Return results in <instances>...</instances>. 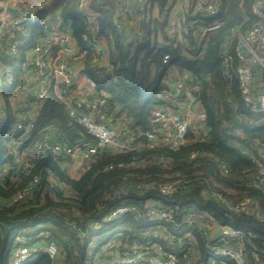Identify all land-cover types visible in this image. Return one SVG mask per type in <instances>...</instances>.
<instances>
[{"label":"trees","instance_id":"trees-1","mask_svg":"<svg viewBox=\"0 0 264 264\" xmlns=\"http://www.w3.org/2000/svg\"><path fill=\"white\" fill-rule=\"evenodd\" d=\"M256 1L222 0L211 18L195 17L190 9L180 13L187 33L177 46L168 32L178 0H153L157 16L132 24L127 0H89L82 9L80 0H55L56 7L39 14L30 34L0 39L1 49L8 42L27 41L11 58L0 52L1 68H13L15 74L11 86L0 81L7 115L0 128V264H14V252L21 247L37 250L24 264H149L118 261L134 250L155 249L174 255L179 264H211L214 259L222 264L229 259L214 251L232 246L234 237L216 238L220 227L242 235L245 264H264V185L255 186L258 163L264 167V113L244 99L238 79V44L258 22ZM51 13L59 14L72 33L71 51L56 46L53 57L65 58L74 68V82L66 86L52 80L30 139L11 144L7 130L14 107L29 99L23 90L33 85L35 74L27 52L46 36L55 16L43 20ZM215 23L220 27L198 37L203 26ZM133 36H138L136 44ZM166 53L170 61L163 64ZM256 70L255 82L264 80V70ZM179 82L184 92L172 93ZM102 96L104 118L119 144L86 159L82 153L97 139L70 117L68 103L85 98L93 105ZM191 99L205 117L195 122L199 132L189 130L173 149L163 141L165 126L151 122L153 110L175 115ZM148 132L156 135L154 141ZM51 136L73 154L47 147L38 155L33 144L47 143ZM16 148L30 163L28 172L23 161L14 163ZM167 184L178 186L170 196L161 191ZM27 188L29 195L18 198ZM222 199L228 204L248 199L252 209L234 212ZM120 206L136 211L108 221ZM151 208L171 212L173 220L148 218ZM192 216L203 222V229L187 223ZM50 244L58 251L54 259L44 250Z\"/></svg>","mask_w":264,"mask_h":264},{"label":"built area","instance_id":"built-area-1","mask_svg":"<svg viewBox=\"0 0 264 264\" xmlns=\"http://www.w3.org/2000/svg\"><path fill=\"white\" fill-rule=\"evenodd\" d=\"M55 0H2L0 5L2 9L0 11V39L5 35H14L20 32L23 35L30 34V26L33 25L38 18L39 14L53 10ZM89 0H80L79 8L82 9L87 5ZM128 8L126 14L129 17V21L132 23H138L141 21H150L151 18L157 16L153 0H127ZM222 0H178L177 6L174 8V15L172 23L169 27V37L174 46L179 45L184 40V34L187 33V28L184 25L185 17L183 14L187 10H191V13L195 17H215L219 13V8ZM253 13L257 17L258 22L254 25L245 35L240 38L238 44V57L240 65L238 68V79L240 89L245 100L254 105L264 113V90L262 95L255 97L252 90V85L255 80V68L261 67L264 70V0H257ZM54 15L51 13L43 21H47ZM52 30H48L46 36L41 39L39 43L32 46L27 54L28 61L32 62L34 66V77H32L33 85L25 90L24 93L39 86L36 97L32 99L22 98L18 100L17 105L14 107V118L8 126L7 136L11 139V144L16 142L21 144L30 139L32 132L36 125V120L40 115L43 103L47 95L50 83L52 80L60 79L66 86H70L74 82L75 70L69 65V63L63 57H59L57 60L53 57V48L56 46L68 48L71 51L73 46V36L70 30L66 29L64 23L63 28H59L63 23L59 14L54 15ZM132 19V20H131ZM92 23L93 19H89ZM116 26L118 29H122L123 24L116 20ZM220 27V23H215L210 26H203L197 35L202 38L207 32ZM93 31V30H92ZM138 36L143 39L142 33L137 32ZM133 36L134 43L136 44V38ZM139 38V39H140ZM151 41L154 40V34L150 36ZM132 39V38H131ZM138 39V40H139ZM169 43V42H168ZM164 43H161V46ZM26 40H17L14 42H8L6 49H1L0 52L5 51L11 55H17L21 47H26ZM100 46H97L99 52ZM170 61V54L166 53L163 56V64H167ZM1 70V66H0ZM2 81L7 86H11L15 82V74L13 68L5 71L1 75ZM184 82L176 84L173 90L176 93L181 94L184 92ZM193 90H198L194 87ZM84 97H89V93H84ZM15 99V97H13ZM5 103V102H4ZM0 108V128L4 127L5 119L7 118L5 111V104ZM106 98L100 97L98 102L91 105L89 101L82 98L75 103H68V113L70 117L84 127L92 136L97 139L95 145L88 147L86 151L82 153L83 157L90 159L97 154L98 151L107 148L109 146L118 145L115 129L110 127L104 118V105ZM187 103H193L191 99ZM205 114L200 113L198 119L204 118ZM99 118V119H98ZM151 122L155 124H163L164 129L167 131L164 134L163 141L171 148L176 149L180 147L185 141L186 135L189 130L199 132L200 128L187 116H177L165 111L164 109L157 108L153 110ZM170 125V126H169ZM155 134L153 132L146 133L151 141H154ZM52 137V136H51ZM57 137V136H56ZM132 139V138H131ZM133 140V139H132ZM50 146L47 143L37 142L33 144V149L39 155L45 148ZM55 153L64 152L66 154H73V149L67 145L59 142L52 147ZM19 158L14 163H23L24 171L30 170L29 161L23 160V156L16 148ZM260 171L256 177L255 186L261 187L264 185V167L260 164ZM38 181L34 179L33 184ZM178 189L177 184H167L161 187V191L165 195H172ZM30 188L18 194V198L29 195ZM222 202L226 203L228 208L234 212H250L251 200L239 201L235 204H228L225 199ZM136 209L131 206H120L111 211L107 216V220L111 221L119 216L125 215L129 212H135ZM146 216L151 219H167L173 220L171 212L164 209H148ZM187 223L189 225H197L203 229V222L194 216L188 217ZM217 233V232H216ZM231 237H234V244L232 246L218 247L214 251V255L229 259L222 264H245V254L243 252L242 235L239 232H235L230 228L222 227L220 239L227 241ZM45 252L52 259L56 258L58 251L55 245L50 244L45 249ZM37 251L29 247H21L14 252V264H24L25 261ZM142 260H148L149 264H179L176 257L172 254H167L161 250L155 249L150 252L134 250L132 255L122 258L118 263H137ZM115 264V263H114ZM211 264H217V260L214 259Z\"/></svg>","mask_w":264,"mask_h":264},{"label":"crops","instance_id":"crops-1","mask_svg":"<svg viewBox=\"0 0 264 264\" xmlns=\"http://www.w3.org/2000/svg\"><path fill=\"white\" fill-rule=\"evenodd\" d=\"M78 74V73H77ZM257 70H256V75H257ZM263 76V75H262ZM81 81H85V80H81ZM257 81V79L254 80V82ZM263 81V80H259ZM261 86V90H254L253 89V94L255 95V97H258L260 95V92L264 90V85H262L260 83ZM82 93H89V99H91V101L94 100L92 93L89 90H84ZM175 94V93H174ZM197 107V105L194 104V106L191 103H181L180 104V109L179 111H177V113L175 115L177 116H187L189 117V119L191 120V122L195 123L198 120V116L196 114V112L192 111L194 107ZM73 166V165H72ZM75 166V164H74ZM108 264H111L110 262Z\"/></svg>","mask_w":264,"mask_h":264},{"label":"water","instance_id":"water-1","mask_svg":"<svg viewBox=\"0 0 264 264\" xmlns=\"http://www.w3.org/2000/svg\"><path fill=\"white\" fill-rule=\"evenodd\" d=\"M64 27V23H61L59 28H63ZM1 55L4 56V57H8V58H11V54L5 52V51H2L1 52ZM39 90V86H35L34 88L30 89L28 92H27V96L31 99H34L36 97V94H37V91ZM172 93H176L175 90L172 91ZM59 142V138L56 137V136H52L48 139L47 141V144L50 146V147H54L57 143ZM9 157H11V155H9ZM221 232H222V228L220 227L216 233V238H219L220 235H221Z\"/></svg>","mask_w":264,"mask_h":264},{"label":"rangeland","instance_id":"rangeland-1","mask_svg":"<svg viewBox=\"0 0 264 264\" xmlns=\"http://www.w3.org/2000/svg\"><path fill=\"white\" fill-rule=\"evenodd\" d=\"M50 31L52 30V26L50 27V29H49ZM9 67H7V68H5L3 65H2V68H1V70H0V81H1V79H2V77H1V75H3L4 74V71L3 70H5V69H8ZM260 76H262V74L260 75ZM259 77V76H258ZM260 83L262 84V85H264V80L263 81H260V82H254L253 83V85H252V90L254 89H256V90H261V86H260ZM260 95H262V91L260 92ZM259 95V96H260ZM16 98V97H15ZM17 99V98H16ZM4 96H3V88H2V86L0 85V108H1V106L3 105V103H4ZM192 111H194V112H196V114H197V116H199V114H200V111H199V109L195 106L194 108H193V110ZM200 126H201V128L202 129H204V125L203 124H200ZM213 232H216V230L213 228Z\"/></svg>","mask_w":264,"mask_h":264}]
</instances>
